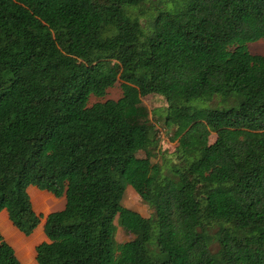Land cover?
<instances>
[{"label":"trees","instance_id":"trees-1","mask_svg":"<svg viewBox=\"0 0 264 264\" xmlns=\"http://www.w3.org/2000/svg\"><path fill=\"white\" fill-rule=\"evenodd\" d=\"M34 1L43 17L0 0V212L30 236L28 188L65 197L38 264H264V0ZM117 81L120 99L89 105ZM151 95L188 134L168 173ZM123 180L150 217L118 203ZM0 264H21L1 232Z\"/></svg>","mask_w":264,"mask_h":264},{"label":"rangeland","instance_id":"rangeland-1","mask_svg":"<svg viewBox=\"0 0 264 264\" xmlns=\"http://www.w3.org/2000/svg\"><path fill=\"white\" fill-rule=\"evenodd\" d=\"M26 8L36 14L38 17H43V13L40 9V7L36 4L34 0H28L26 4ZM150 10H154L153 7L150 5H147L144 7V15L143 17H146L149 14ZM142 17V16H141ZM142 22H144V18H142ZM249 50L252 54H260L264 55V39H261L255 43L249 44ZM120 72V70L118 71ZM121 81H117L114 87L110 88L107 91V95L103 98H99L96 96H92L90 98L89 105H93L98 102H104L107 100H118L122 97L123 91L121 88ZM220 96H216V98L209 103L202 104V107H215L219 105V102L221 101ZM145 103L148 105L151 113V120L152 123L156 126V129L158 131V140L159 143L156 147V153L157 156L152 159L153 163H160L165 164L164 173H168V159L173 158V154L180 148V146L187 141L188 134L186 132H181L175 129H168L165 126V120L163 117L165 116V112L167 109V102L166 100L158 95H151L143 98ZM222 104V103H221ZM192 120H197L196 113L192 114ZM215 140V136L211 137V142ZM139 158H146V155L144 152L138 153ZM173 162H170L169 165L171 166ZM153 176H156L157 178L160 176L159 173H153ZM196 176L194 175L192 177L193 180H196ZM206 190V186L199 185L198 189L196 191V196L200 197ZM58 203H54L53 209L55 210L57 207L59 209L62 208L63 205H65L66 199L65 197L62 199L58 198ZM118 203H120L122 206L129 208L133 211H136L143 215L144 217L148 218L152 215V208L149 206L147 202L142 200V198L135 192V190L126 182L123 180L122 182V191L118 197ZM58 209V208H57ZM56 209V210H57ZM58 211V210H57ZM217 229H214L212 232L215 233ZM142 235L139 232H127L124 231L121 227H117L116 230V240L119 244L134 241V240H141ZM218 251V245L213 244L210 248V250L207 251V254L216 253Z\"/></svg>","mask_w":264,"mask_h":264},{"label":"crops","instance_id":"crops-1","mask_svg":"<svg viewBox=\"0 0 264 264\" xmlns=\"http://www.w3.org/2000/svg\"><path fill=\"white\" fill-rule=\"evenodd\" d=\"M28 193L31 197L34 210L42 217L39 226L32 235L26 236L14 225L8 211L3 210L0 212V232L4 240L13 247L15 255L21 264H38L37 247L41 243L49 241L45 233L47 217L52 212L62 210L65 205H63L61 209L57 207L58 209L56 208L57 210H54L53 205L54 203H58V198L52 193L40 190L35 186H30L28 188ZM63 198L64 197H62V199Z\"/></svg>","mask_w":264,"mask_h":264}]
</instances>
